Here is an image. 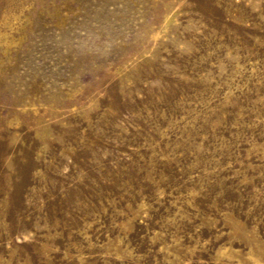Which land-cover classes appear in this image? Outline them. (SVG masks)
I'll use <instances>...</instances> for the list:
<instances>
[{
	"label": "rangeland",
	"instance_id": "obj_1",
	"mask_svg": "<svg viewBox=\"0 0 264 264\" xmlns=\"http://www.w3.org/2000/svg\"><path fill=\"white\" fill-rule=\"evenodd\" d=\"M0 264H264V0H0Z\"/></svg>",
	"mask_w": 264,
	"mask_h": 264
}]
</instances>
